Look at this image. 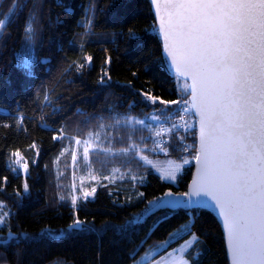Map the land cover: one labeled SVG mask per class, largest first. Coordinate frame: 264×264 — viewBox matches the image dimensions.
Wrapping results in <instances>:
<instances>
[{
    "label": "trees",
    "instance_id": "trees-1",
    "mask_svg": "<svg viewBox=\"0 0 264 264\" xmlns=\"http://www.w3.org/2000/svg\"><path fill=\"white\" fill-rule=\"evenodd\" d=\"M13 8L12 22L0 38V202L8 212L5 226L10 224L17 237L34 239L0 247V264H133L189 222L184 210H144L149 201L167 200L168 193L172 197L187 193L198 154L197 128L183 133L173 127L178 104L172 102L184 95L181 79L168 70L162 38L153 29L157 22L152 4L150 0H19L18 4L0 0V16ZM34 8L38 35L28 41L23 35L25 20ZM89 19L91 25L82 26ZM130 30L135 38H130ZM89 55L90 65L84 60ZM28 56L34 61L31 76L17 60ZM107 57H111L110 64H105ZM104 71L111 79L105 77L101 83ZM146 95L158 99L152 103ZM155 113L160 123L165 121L172 129L165 143L156 135L160 123L155 129L135 124ZM18 116H23V122ZM45 123L48 127L42 128ZM61 128L64 139L54 140L52 130L59 134ZM89 133L99 135L102 148L111 152L91 153L87 168L104 179L95 198H81L73 207L72 158L67 148L75 139L91 137ZM181 142L186 147L175 150ZM158 144L161 151H156ZM125 148L127 153H121ZM16 151L24 157L22 163L27 162V174L11 171L19 167L12 163L17 157L11 153ZM139 153L191 163L172 183L147 166ZM116 169L122 178L105 179ZM25 178L28 192L22 188ZM141 213L144 222L126 231L104 229L105 225L123 228ZM192 214L196 217L192 231L203 243L186 253L191 264H230L217 217L207 209ZM75 216L86 220L94 231L70 230L59 240L38 235L46 229H68ZM0 234L6 237L7 231L0 230ZM189 239L182 234L170 240L152 262Z\"/></svg>",
    "mask_w": 264,
    "mask_h": 264
},
{
    "label": "snow or ice",
    "instance_id": "snow-or-ice-1",
    "mask_svg": "<svg viewBox=\"0 0 264 264\" xmlns=\"http://www.w3.org/2000/svg\"><path fill=\"white\" fill-rule=\"evenodd\" d=\"M18 2L13 0L14 4ZM150 3L158 20L153 29L162 37L163 49L169 58L168 70L174 69L175 74L181 78V91L185 93L184 104L176 110V115L194 110L198 117L199 149L195 160L199 167L186 200L173 199L172 194L168 193L167 200L159 198L149 201L144 211L150 213L153 209L161 208L173 212L184 210L189 222L170 233L164 245L182 234L189 235L187 246H182L186 253L194 245L199 247L203 243L201 236L192 231L196 221L192 213L206 209L211 201L218 209L217 215L222 217L230 264H264V0H150ZM20 10H23L22 7ZM14 14L15 8L8 15L0 16V38L7 31V25L12 22ZM35 23L34 8L25 20L23 35L28 41L38 35ZM81 24L90 26L91 20ZM129 36L135 38V33L130 30ZM17 60L26 75L31 76L34 63L32 57H18ZM84 60L90 65L92 56H86ZM110 63L111 57H107L105 64ZM84 66L78 65L80 68ZM105 77L111 79L107 71H104L101 83L105 82ZM189 95L191 101L187 99ZM146 99L155 103L158 98L146 95ZM160 103L166 102L160 100ZM172 103L180 104V101ZM162 116L169 119L167 113H162ZM17 119L23 122L24 118L18 116ZM153 119L159 120L160 117ZM125 123L131 124L132 121L126 120ZM136 123L143 121L138 120ZM41 127L47 128L48 125L45 123ZM52 131L54 140L64 139L63 128L59 134L54 129ZM156 135L160 136L161 132L157 131ZM80 143L79 139H75V144ZM31 147L35 149L36 144ZM185 147L181 142L175 150H183ZM103 151L111 152V149ZM127 151L126 148L120 149L121 153ZM36 154H39L38 150ZM88 154V148L85 147V160H88ZM11 155L17 157L12 163L19 166L13 167L11 171L18 173L23 170L27 174L28 165L26 161L22 163L24 157L21 153L16 151ZM183 163L189 161L184 160ZM176 168L179 170L182 165L178 164ZM164 178L174 181L176 176L169 173ZM6 179L3 178L4 183ZM22 188L23 192L29 191L27 178ZM95 193L96 187H92L91 191L83 190L81 196H77L73 190L70 197L72 206L75 207L81 198L84 201L89 197L95 198ZM140 195L143 196V193ZM199 197L207 199L201 200ZM60 199L64 200L65 197L61 196ZM6 216L3 203L0 202V230L7 231L6 237H0V247L10 246L21 239H34L27 235L17 237L13 234L10 224L5 226ZM144 219L141 213L130 218L123 228L105 225L104 229L126 231L129 227L143 223ZM68 227L73 232L94 231L79 216H75ZM64 234L63 230L59 233L42 230L38 235L59 240ZM196 255H199L198 251ZM130 259H134L132 254ZM144 260L150 264L151 258L146 254L135 264H141ZM176 264H191V261L181 255Z\"/></svg>",
    "mask_w": 264,
    "mask_h": 264
},
{
    "label": "rangeland",
    "instance_id": "rangeland-1",
    "mask_svg": "<svg viewBox=\"0 0 264 264\" xmlns=\"http://www.w3.org/2000/svg\"><path fill=\"white\" fill-rule=\"evenodd\" d=\"M179 86L182 89V81H179ZM183 95H185V93H182ZM160 115L159 114H154L149 118H144V119H139V121H143V123H135L137 125H141V126H146L149 128H153L155 129L156 127L158 128L159 123H160V119L156 120L153 119V117H157ZM161 118V117H160ZM190 120L193 123V125H196L197 123V119L194 116L193 112L191 113L190 116ZM138 121V120H136ZM100 136L99 135H94L91 136L87 139H79L81 141L80 144H75V140L73 142L72 145H70L67 150L69 153H71V169H72V174H71V189L72 191L75 190V194L77 196H81V193L83 190H87V191H91L92 187H96L99 186L101 184V182H103L102 177L96 175L95 171H92L90 169H88L87 167L90 166L91 164V153L93 151L96 150H102V141L100 140ZM87 141V143H86ZM87 147L88 148V160L84 159L83 153H84V148ZM158 149H156V151H161L160 149H163L162 146H159L158 144ZM73 156H75V159H73ZM140 158L142 159V161L147 165L150 166L151 168L154 169V171L159 174L165 181L167 182H172V183H176L178 181L179 176L183 173L184 169L186 166H188L191 161L189 159H185L187 161H189V163L184 164L183 161H174V160H169V159H164L161 157L155 158V157H150V156H146L144 153H139ZM143 157H146L147 159H143ZM182 165L181 169H177L176 165ZM169 173H172L176 176V179L170 180V179H165L164 177L167 176ZM119 178H122L120 171L114 170V172L107 176V179L110 182L116 181ZM3 203V202H2ZM3 212H5L8 216V212L5 209V205L3 203ZM6 216V218H7ZM6 220V219H5ZM46 230H50L54 233H59L61 230L64 231V236L67 235V233L71 230V229H61V230H52V229H46ZM0 237H2V235L0 234ZM177 238V237H176ZM170 241H168L169 243ZM168 245V244H167ZM166 245V246H167ZM164 244H161L160 246H158V248L147 252L146 254L151 258V262L152 259L156 256V254H158V252H160L161 250H163L166 247ZM186 247V242H184L182 245H180L177 249H179L180 251L178 252L177 249L173 252H170L171 255H166L165 257L161 258L159 261V264H176V260L181 256H185L186 257V253L184 252V247ZM190 250V249H189ZM188 250V251H189ZM145 254V255H146ZM145 255H143L142 257H144ZM141 257V258H142ZM141 258L139 260H141ZM187 258V257H186ZM149 261L144 260L141 262V264H145ZM157 262V261H156ZM156 262H154L153 264H156ZM135 264V263H133Z\"/></svg>",
    "mask_w": 264,
    "mask_h": 264
},
{
    "label": "built area",
    "instance_id": "built-area-1",
    "mask_svg": "<svg viewBox=\"0 0 264 264\" xmlns=\"http://www.w3.org/2000/svg\"><path fill=\"white\" fill-rule=\"evenodd\" d=\"M188 101H190V98L187 97ZM180 104H178V108L181 107L184 104V100L183 97L179 99ZM191 112H188L187 114L185 113H181L180 115H176V119L174 121V129L177 132H183V133H190L192 132L196 125H193V123L190 120V116H191ZM176 125H180L179 128L176 127ZM170 128V125L168 123H166L165 121L160 123V126L158 128L157 131L161 132V135L158 136L160 139V143H165L166 142V137L169 135V131L168 129Z\"/></svg>",
    "mask_w": 264,
    "mask_h": 264
},
{
    "label": "water",
    "instance_id": "water-1",
    "mask_svg": "<svg viewBox=\"0 0 264 264\" xmlns=\"http://www.w3.org/2000/svg\"><path fill=\"white\" fill-rule=\"evenodd\" d=\"M152 9H153V12H154V7H153V5H152ZM156 19V18H155ZM156 22H157V24H158V20L156 19ZM162 38V37H161ZM164 53H165V51H164ZM165 56H166V53H165ZM166 59H167V61L169 60V58H167L166 57ZM173 72L175 73V70L173 69ZM178 76V75H177ZM179 77V76H178ZM180 78V77H179ZM181 79V78H180ZM191 81H190V79L188 80V83H190ZM189 98H190V101H191V96L189 95ZM193 114H194V116L196 117V119H197V125H196V128H197V137H198V149H199V124H198V117L196 116V114H195V112H194V110H193ZM198 155V154H197ZM198 167H199V165H198V163L196 162V160H195V163H194V173H193V177H192V179H191V181H190V183H189V186H188V191H187V193L185 194V195H179V196H174V197H171V198H173V199H180V198H183V199H187V195H188V193H190L191 192V190H192V182L196 179V177H197V169H198ZM194 199H197V198H194ZM198 199H201V200H204V199H207V198H205V197H199ZM161 209H163V208H161ZM207 210H209L210 212H212L216 217H217V219H218V221H219V223L221 224V226H222V217H219L218 215H217V213H218V209H216L214 206H213V202H211V201H209V205H208V207L206 208ZM157 210H159V209H153L152 210V212L153 211H157ZM222 229H223V232H224V235H225V240H226V231H225V229L223 228V226H222ZM228 257H229V263H230V256H229V253H228Z\"/></svg>",
    "mask_w": 264,
    "mask_h": 264
},
{
    "label": "crops",
    "instance_id": "crops-1",
    "mask_svg": "<svg viewBox=\"0 0 264 264\" xmlns=\"http://www.w3.org/2000/svg\"><path fill=\"white\" fill-rule=\"evenodd\" d=\"M175 250H176V249H175ZM175 250H173V251H175ZM173 251H171V252H173ZM169 253H170V252H169ZM169 253H168V254H169ZM168 254H166V255H168ZM166 255H165V256H166ZM165 256H163V257H165ZM163 257H162V258H163ZM160 259H161V258H159V259H157V260L151 262L150 264H153L154 262H156V261H158V260H160Z\"/></svg>",
    "mask_w": 264,
    "mask_h": 264
}]
</instances>
